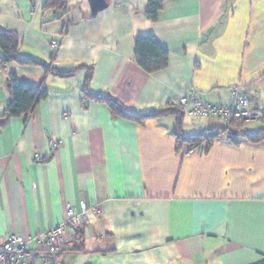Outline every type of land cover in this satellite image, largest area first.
Returning <instances> with one entry per match:
<instances>
[{
    "label": "crops",
    "instance_id": "0c3cea01",
    "mask_svg": "<svg viewBox=\"0 0 264 264\" xmlns=\"http://www.w3.org/2000/svg\"><path fill=\"white\" fill-rule=\"evenodd\" d=\"M46 1L0 0V27L18 35L25 61L0 73V242L46 233L84 202L87 221L58 264L264 261V140L245 137L264 119L229 135L178 104L191 93L227 104L238 89L264 109V0H164L157 22L148 0H112L96 17L88 0H68L59 20ZM139 37L168 52L165 70L138 66ZM89 69L91 95L133 116L178 109L181 131L175 116L138 122L86 99ZM10 75L49 90L28 120L5 115ZM206 131L214 137L195 150L178 143V133ZM30 250L40 262L49 255L35 242Z\"/></svg>",
    "mask_w": 264,
    "mask_h": 264
},
{
    "label": "trees",
    "instance_id": "16d2710c",
    "mask_svg": "<svg viewBox=\"0 0 264 264\" xmlns=\"http://www.w3.org/2000/svg\"><path fill=\"white\" fill-rule=\"evenodd\" d=\"M149 10L146 16L152 22H157L159 13L163 9L164 0H148ZM54 11L56 14L55 19L59 20L65 16L68 12V0H47L44 5V12ZM0 50L3 56L0 57V70L10 63H25L19 57L20 51V39L18 35L8 29L0 27ZM168 52L159 46L154 37H139L135 42V60L140 68H142L148 74H155L168 67ZM60 77L72 76V74H61L54 71ZM93 78V69L87 71V76L84 82V96L86 99L94 100L96 102H105L110 110L115 115H120L135 119L138 122H144L150 119H158L165 116H175L177 118V126L181 131V118L182 111L164 110L161 112L150 113L143 116H133L127 113L123 106L116 100L110 97L94 96L89 93V85ZM8 92L10 95V103L5 110L6 117L9 118H23L28 120L35 111L38 104L44 101L49 94V90L45 85L31 86L26 83L18 81L15 75L8 77ZM245 125L244 122L234 121L226 128H222L219 131L230 132V126L242 128ZM213 131H206L195 136H184L181 133L177 134V140L179 145L189 144V151L197 149L205 141L214 137ZM214 134V135H213ZM250 142H261L264 140V131L258 133H251L245 136ZM257 264H264V261Z\"/></svg>",
    "mask_w": 264,
    "mask_h": 264
},
{
    "label": "built area",
    "instance_id": "2783aa9c",
    "mask_svg": "<svg viewBox=\"0 0 264 264\" xmlns=\"http://www.w3.org/2000/svg\"><path fill=\"white\" fill-rule=\"evenodd\" d=\"M52 49L57 50L59 44L52 41ZM2 70H0V73ZM256 93L251 90L241 93L238 89L232 92L230 103L213 104L204 96L191 93L182 97L178 104L180 108L194 118H213L229 126L234 121L246 124L256 123L264 119V109L257 101ZM57 147L58 145L55 144ZM80 211L73 205H68L65 221L34 238L20 235H10L4 242H0V264H58L62 261L64 249L71 244L72 235L87 221L90 208L86 203H80ZM100 213V208L93 209ZM35 242L43 245L49 251L47 259L39 261L37 255L30 250Z\"/></svg>",
    "mask_w": 264,
    "mask_h": 264
},
{
    "label": "water",
    "instance_id": "95a60500",
    "mask_svg": "<svg viewBox=\"0 0 264 264\" xmlns=\"http://www.w3.org/2000/svg\"><path fill=\"white\" fill-rule=\"evenodd\" d=\"M112 0H88L92 17L98 16L101 12L107 10Z\"/></svg>",
    "mask_w": 264,
    "mask_h": 264
},
{
    "label": "rangeland",
    "instance_id": "374dc122",
    "mask_svg": "<svg viewBox=\"0 0 264 264\" xmlns=\"http://www.w3.org/2000/svg\"><path fill=\"white\" fill-rule=\"evenodd\" d=\"M259 127V126H261V123L260 122H258V123H249V124H247L245 127H244V129H242V133H244V132H246L248 129H250V128H253V127Z\"/></svg>",
    "mask_w": 264,
    "mask_h": 264
}]
</instances>
